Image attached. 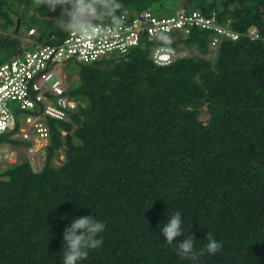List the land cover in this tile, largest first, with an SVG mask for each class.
I'll return each instance as SVG.
<instances>
[{
	"label": "trees",
	"instance_id": "obj_1",
	"mask_svg": "<svg viewBox=\"0 0 264 264\" xmlns=\"http://www.w3.org/2000/svg\"><path fill=\"white\" fill-rule=\"evenodd\" d=\"M168 1L173 14L230 21L237 39L209 58V32L174 31L165 44L196 53L155 66L147 42L76 63L67 95L81 105L67 121L48 120L44 164L21 156L0 170V264H61L65 227L88 215L105 224L103 243L77 264H264V0H119L118 15L170 16ZM60 11L0 0V65L58 45L68 34L56 25ZM9 138L0 143H19ZM177 212L183 235L169 245L159 229ZM207 233L219 252L176 255L188 236L204 248Z\"/></svg>",
	"mask_w": 264,
	"mask_h": 264
},
{
	"label": "built area",
	"instance_id": "obj_2",
	"mask_svg": "<svg viewBox=\"0 0 264 264\" xmlns=\"http://www.w3.org/2000/svg\"><path fill=\"white\" fill-rule=\"evenodd\" d=\"M172 16V15H171ZM122 27L116 35L107 33L97 40L107 46L105 52L84 53L75 49L83 40L74 37L73 48L60 46L41 53L27 54L0 68V137L10 128L13 137L28 142V155L36 154L50 142V129L44 114H51L52 119L67 121L69 113L76 110V102L66 94L71 84L62 74V67L68 62L92 64L108 55H125L132 48L153 42L158 43L160 31L166 26L164 19L156 18L150 11L143 10L132 21L123 18ZM192 20L187 23L192 24ZM217 35L221 27H215ZM151 51V60L156 66H167L174 61L172 53ZM69 99L71 110L60 112L53 109V104ZM16 109H13V107ZM27 139V140H24ZM5 156H11V150H2ZM43 158H38L41 165Z\"/></svg>",
	"mask_w": 264,
	"mask_h": 264
},
{
	"label": "clouds",
	"instance_id": "obj_3",
	"mask_svg": "<svg viewBox=\"0 0 264 264\" xmlns=\"http://www.w3.org/2000/svg\"><path fill=\"white\" fill-rule=\"evenodd\" d=\"M35 4L38 6H45L49 12H55L57 8H60V15L55 19L57 27L63 32L72 36H77L84 41L95 40L107 33L116 35L123 24L122 17L118 15L119 10L123 7L119 0H35ZM171 12L169 14L173 15V12ZM123 56L124 55H108L106 58L99 61L120 58ZM71 89H69V91ZM66 96L70 100H73L67 94ZM73 101L76 102L75 111H77L81 103L75 100ZM65 134L66 133L64 132L63 135ZM4 135L9 136V139L12 141L16 140L19 142L18 144L0 143L6 145V148H9L13 152L11 156L15 154L18 159L21 156L27 157L24 152L21 153L19 150L22 148L27 150L28 153L29 149L28 146H26V143L28 142L23 141L20 138H14L13 134ZM45 148L41 149L34 155L31 153V156L34 157L35 160H32V158L28 156L29 160L33 161L34 169H37V166H39V157L43 158L41 165L44 164ZM15 150H18V152L14 153ZM16 157L14 158L15 160ZM61 161H63L62 155L59 156L58 160H54V163L57 164ZM13 163H15V161ZM181 223V214L177 212L168 218L162 229H159L167 244L173 245L174 241L183 235L181 231ZM104 228L105 224L95 220L91 215L74 218L70 227L66 226L62 234L64 241L63 248H65L66 251L63 253L61 264H77L78 261L87 259L90 249H96L102 246V239H98L97 237L98 234L103 232ZM206 239L208 241L207 245L197 251L195 250L194 244L195 238L193 236H188L182 239L181 242L175 243L174 251L181 259L198 261L199 257L205 253L214 255L221 250L222 245L214 239L211 233H207Z\"/></svg>",
	"mask_w": 264,
	"mask_h": 264
},
{
	"label": "bare ground",
	"instance_id": "obj_4",
	"mask_svg": "<svg viewBox=\"0 0 264 264\" xmlns=\"http://www.w3.org/2000/svg\"><path fill=\"white\" fill-rule=\"evenodd\" d=\"M154 16L158 19H164L166 21V26L160 31L158 43L154 49L161 52L172 53L174 55V62L186 58L190 54L196 53L193 50H177L176 48L165 44L169 35L172 34L174 31L183 32L184 34H189L192 30L195 29L209 32L211 34L208 53L209 58H214L217 56L219 46L223 40H236L238 37V34L230 29V21H226V23H220L215 13H212L210 16H205L196 10L180 8L176 10L172 16ZM189 20L193 21L192 24L187 23ZM217 26L221 27V33L218 35L215 30V27ZM33 31V29L29 30L28 34L32 35ZM74 37L76 36L67 34L58 45L36 46L33 50L24 52L23 55H21L20 57L14 58L8 62L3 63L2 65H0V68L5 64H9L15 59L23 58L27 54L41 53L58 48L60 46H63L65 48H73L74 45L72 39ZM249 37L251 39L258 38V32L255 28H251L249 30ZM75 49L88 54L97 52L102 53L107 50V46L101 45L97 39L92 41L83 40L81 44H78L75 47ZM71 108L72 102L69 99H63L62 101L53 104V109L60 112H66L68 110H71ZM44 118L45 120H51L52 115L44 114ZM12 133L13 130L9 128L7 130V134Z\"/></svg>",
	"mask_w": 264,
	"mask_h": 264
},
{
	"label": "rangeland",
	"instance_id": "obj_5",
	"mask_svg": "<svg viewBox=\"0 0 264 264\" xmlns=\"http://www.w3.org/2000/svg\"><path fill=\"white\" fill-rule=\"evenodd\" d=\"M170 2H166L164 8L166 13H170L171 10L168 9L170 7ZM190 10V9H189ZM62 74L64 76H67V81L69 84H75L76 81L78 80L79 76H78V65L74 62H68L66 63L63 67H62ZM13 109H16V107L14 106ZM200 119L203 123H205L207 121V114L205 112V110H203ZM7 146L0 144V170L5 168L6 166H8L10 163H13L15 161V163L18 162V158L16 157V155L14 154L13 156H8L5 157V153L2 150H5ZM21 153H25L26 155H28L27 150L20 148L19 150ZM15 152H18V150H15ZM11 153L13 154V152L11 151ZM16 157V160L14 159Z\"/></svg>",
	"mask_w": 264,
	"mask_h": 264
}]
</instances>
